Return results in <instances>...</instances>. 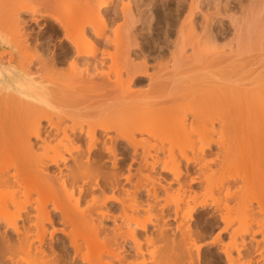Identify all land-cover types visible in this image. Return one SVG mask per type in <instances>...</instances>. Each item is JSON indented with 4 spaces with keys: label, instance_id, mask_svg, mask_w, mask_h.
Segmentation results:
<instances>
[{
    "label": "bare ground",
    "instance_id": "bare-ground-1",
    "mask_svg": "<svg viewBox=\"0 0 264 264\" xmlns=\"http://www.w3.org/2000/svg\"><path fill=\"white\" fill-rule=\"evenodd\" d=\"M155 1L0 0V264H197L205 233L189 221L209 209L224 226L208 243L223 232L231 238L219 244L226 264L264 263L253 246L264 239L263 218L253 217L264 208L232 191L239 180L208 203L182 179L211 191L209 154L224 168L240 148L257 166L241 182L264 183V0H178L152 38ZM42 21L48 37L32 32L30 22ZM195 126L201 144L190 135ZM143 132L162 144L138 139ZM173 146L191 149L194 160L183 164ZM159 169L172 174L181 197ZM143 242L160 243L146 249L162 255L142 260Z\"/></svg>",
    "mask_w": 264,
    "mask_h": 264
},
{
    "label": "rangeland",
    "instance_id": "rangeland-1",
    "mask_svg": "<svg viewBox=\"0 0 264 264\" xmlns=\"http://www.w3.org/2000/svg\"><path fill=\"white\" fill-rule=\"evenodd\" d=\"M118 1V2H117ZM120 1V2H119ZM123 1H126L127 2V0H123ZM156 1H158V2H156ZM155 2H156V5H151L150 6V10H149V14L148 15H150L152 18H151V24H152V27L154 26V28H153V31L151 32V30H150V32H151V36H152V38H158L159 37V35H157L156 33L159 31V30H156V29H158V28H160V26L157 24V21H158V19H159V17H160V15H165V14H169V11H170V7L169 6H172L173 7V9L175 8V6H176V2H178V0H156ZM163 1V2H162ZM116 2L117 3H120V4H116V5H118V7H119V5H121V0H116ZM125 2V3H126ZM129 2V1H128ZM134 2V1H133ZM132 3V2H131ZM164 4L166 5V6H164ZM116 5H113V7L114 6H116ZM168 5V6H167ZM117 7V6H116ZM117 7V8H118ZM167 7H169V9L167 8ZM171 7V8H172ZM165 9H167V10H165ZM152 11V12H151ZM167 11V13H164V12H166ZM155 13V14H154ZM156 13H158V14H156ZM28 16V15H27ZM27 16H26V18H27ZM156 16H158L157 17V19H156ZM29 17V16H28ZM29 19V18H28ZM158 25V26H157ZM160 25H162V24H160ZM30 26H31V29L33 30L32 32L35 34V35H45V37H48L49 35H51V25L49 24V23H47V22H44V21H42V23L40 22V25H37V24H35L34 22H30ZM162 27V26H161ZM154 31H156V32H154ZM40 33V34H39ZM43 33V34H42ZM110 33V32H109ZM159 33V32H158ZM155 35V36H154ZM52 40H51V48H52V46H53V48H55L53 51H55V50H57V52H59L58 50L59 49H57L58 48V46H56V45H59L60 44V42H59V39L57 38V37H53V38H51ZM55 39V40H54ZM58 40V41H57ZM140 40V39H139ZM59 42V43H58ZM151 62H155L154 60L153 61H151ZM66 66V65H65ZM176 120L174 119L173 121H171L170 120V122L172 123H174ZM147 125V124H146ZM154 124L152 123V125L151 126H153ZM151 126H149L150 128H149V130L151 129ZM148 126H146V129H148L147 128ZM144 130H145V128H144V126L142 127ZM195 129V131H197V127L195 126L194 127ZM162 130V129H161ZM156 131V130H155ZM152 132V131H151ZM158 132H159V129H158ZM168 132V131H167ZM166 132V133H167ZM156 133V132H155ZM161 133V132H160ZM174 133V132H173ZM181 133V132H180ZM194 133V134H193ZM198 133V131L195 133V132H192V134L190 133V135H191V137L192 138H194L193 140H194V142L196 143V144H199L200 142V140H199V135H196ZM139 134L140 133H138V134H136V135H138V139H142L143 140V138H145V137H147V139H148V141H149V138H150V141L152 142V144H154V142L156 141H154V137H153V134L151 133L150 135H149V133L148 134H146V132H143L142 134H140V136H139ZM146 134V135H145ZM162 134V133H161ZM164 134V133H163ZM163 134H162V136H163ZM172 134V133H171ZM176 134H177V131H176ZM179 134V133H178ZM185 134V133H184ZM141 135H142V137H141ZM145 135V136H144ZM157 135V134H156ZM155 135V136H156ZM190 135L188 136V135H186L187 137H189V138H191L190 137ZM194 135V136H193ZM144 136V137H143ZM165 136V135H164ZM170 136V135H169ZM169 136H168V140H169ZM179 136V135H178ZM247 136L248 137H250V138H252V139H254V137L256 136V132H255V130H253V128L251 129V130H249L248 132H247ZM161 137V135L159 136V138ZM171 137H173V136H171ZM185 137V136H184ZM196 137L198 138V140L196 139ZM152 138V139H151ZM158 138V135L156 136V139ZM165 138V137H164ZM178 138V137H177ZM214 138V140H215V138H217V136H214L213 137ZM147 139H145V141L147 140ZM163 138H161V139H159V140H162ZM167 139V138H166ZM174 139V138H173ZM185 139V138H184ZM156 141L155 142V144H157L158 143V145H159V142H161V141ZM181 140V139H180ZM179 140V141H180ZM188 140V138L186 139V141ZM150 141H149V143H150ZM154 141V142H153ZM163 141V140H162ZM170 141H172V140H169V141H166V143H165V141H164V143L168 146V147H170L171 145H173L174 143H172L171 144V142ZM177 141V140H176ZM182 141V140H181ZM192 141V140H191ZM196 141H198L199 143H197ZM170 144V145H168V143ZM184 142H185V140H184ZM183 142V143H184ZM190 141L188 140V142H187V145L186 146H188V143H189ZM193 142V141H192ZM191 142V143H192ZM163 143V144H164ZM178 142H176V144H177ZM190 143V144H191ZM205 143H206V141H205ZM162 144V142L160 143V145ZM180 143H178V145H179ZM186 144V143H185ZM201 144V143H200ZM163 146H165V145H163ZM166 146V147H167ZM185 146V145H184ZM174 147V146H173ZM175 147H176V145H175ZM174 147V148H175ZM180 147V146H179ZM182 147V146H181ZM171 148H172V146H171ZM173 148V151H176V152H174L176 155H180V156H178V157H180V159H181V161L183 162V164H185V159L186 158H190L191 160H194V152H192L191 151V149L190 150H187L186 149V147H183L184 148V150H185V153L182 151V148H181V154H180V151H179V149L178 148H175V149H177V150H175ZM190 148H191V146H190ZM182 153H184V154H182ZM242 149H240V148H237V149H235L233 152H232V154L228 157V161H230V164L229 165H226V167H224V168H219L220 167V165H219V163H221L222 161L220 160V159H216L217 157H216V154L215 153H212V154H209V156L207 157V160H209V161H212L211 163L213 164V170H215V175L213 176V179H212V185H211V183H210V187L212 188V190L210 191V190H205V191H207L206 193L203 191V188H200V186L199 185H196V184H191L190 182L188 183V181H189V176L188 175H185V176H183V180H184V177H185V180H187L188 179V181H187V184H190L191 186H192V189L193 190H197L198 191V189H200L199 190V192H202L201 194V197L203 196V193H204V198L202 197H200L199 198V200L201 199V200H208L207 202L208 203H210V202H215V200L216 201H221L222 200V198L225 196V193H226V191H228L226 188L227 187H223L222 188V186H227L226 185V183L229 181V180H232L233 178H236L237 180H239L238 182H240V183H237L235 186H230V187H232V191H235V190H241V193L240 192H238L239 194H241V196L243 197V200L242 201H251V203H253V204H251L250 202H249V204H251V206H253L254 205V207H256V208H254V210L256 211V210H259V208H261V207H263L264 208V203H262V202H259V201H263L264 202V183L260 180H257V179H255L256 181H259V182H256V181H254L253 179H254V175H253V173L254 172H256V170H257V166L255 165V163H254V160H255V157H256V155L252 152L251 153V155L248 157V158H243L242 157ZM160 168V167H159ZM159 172L161 173V175H160V178H162V180L165 178V181L163 180V183L164 184H168V182L169 183H171V182H173V177H172V174H170L169 172H167V171H165L164 172V170H162V169H159ZM163 172V173H162ZM159 173V174H160ZM194 174V173H193ZM192 174V175H193ZM248 176L249 177V175L252 177V175H253V179H252V184H253V181L254 182H256V184L254 185V186H249L248 188H246V186H248V184L246 185V183H242L241 181H243V180H241V177H243V176ZM188 176V177H187ZM257 177V176H256ZM251 179V178H250ZM167 180V181H166ZM172 180V181H171ZM248 183L250 182V180H246ZM244 182V181H243ZM172 186V189H173V191L171 192V193H173V192H175L173 195H175V194H177L176 193V190H177V187H178V185H177V183L176 182H173L172 184H171ZM177 185V186H176ZM229 185V184H228ZM169 186V185H168ZM190 186V187H191ZM219 187H221L219 190H218V188ZM210 189V188H209ZM163 192V193H162ZM161 193V197H162V195L164 194H166V193H164V191H162ZM170 193V194H171ZM239 194L237 195L238 197H240V198H242L241 196H239ZM172 195V194H171ZM169 195H167V197H168ZM177 196H178V194H177ZM163 197H165V196H163ZM171 197V196H170ZM173 197V196H172ZM174 197H176V196H174ZM173 197V198H174ZM179 197H181V196H178L177 198H179ZM237 197V198H238ZM163 199L165 200V201H167L166 200V198H162L161 200L162 201H160L162 204H164V202L165 201H163ZM168 199V198H167ZM172 200V199H171ZM173 200H175V199H173ZM178 200V199H177ZM199 200H197V201H195V203H197V202H200ZM238 200H240V199H235L234 201H230V202H232V205H235L234 203H236V201H238ZM169 202V201H168ZM246 202V203H247ZM231 204V203H230ZM238 204L239 203H236V208H237V206H238ZM257 204H258V206H257ZM170 205V206H169ZM168 206H167V208L169 209H171V207H172V210L174 209V207H175V205H174V203H172L171 204V202H170V204H169ZM184 205V204H183ZM186 205V204H185ZM189 205L191 206V205H195L194 204V201H190V203H189ZM189 205H186V207L185 208H189L188 206ZM174 206V207H173ZM261 206V207H260ZM262 208V209H263ZM211 210H213L214 211V209H209V211H208V213L206 212L207 210H201V212H199V213H196L195 214V217L194 218H192V219H190V225L192 226L193 225V228L195 227H198V229H199V231L200 232H203V234L205 233V236L204 235H202V233L200 234V235H202V237L201 238H199V240L197 241L198 242V244L199 243H202V250H201V258L199 259V260H196L197 262V264H205L204 262L206 261V260H208L210 257V259H211V262H208V263H210V264H218L217 262H220L219 264H226V261H225V258H224V256H223V254L220 252V250H221V245L222 244H224V245H226V244H229L230 242H231V238L229 239L228 237H230V235L229 236H227L228 234L227 233H225V232H223L222 234H221V241L223 240V243L221 242V241H219V242H217L216 244H211V243H208L209 241H211V240H213L216 236H215V234H216V232H217V230H218V232H220L219 231V229H218V226H220L219 228H220V230H221V226H224L223 224V222L220 220V218L219 217H216L217 218V220H218V222H220V223H217V222H215L214 223V221H217L216 219H215V217L213 216V214H214V212H212L211 213ZM239 210V209H238ZM235 211H236V209L231 213V215L233 216V217H236L235 215H237L238 214V212L235 214ZM260 211V212H259ZM259 211H257L256 212V214H255V216H253V217H257V218H259V220H261L262 221V219H261V217L263 218V223H264V213H262L263 212V210H262V212H261V209L259 210ZM157 212V216H156V218L157 217H159V215H161L160 214V212H159V210L158 211H156ZM206 212V213H205ZM151 213V212H150ZM155 212H153V214H154ZM145 214H147V213H145ZM204 214H207V215H203ZM212 214V215H211ZM148 215H150L149 213H148ZM151 215H152V213H151ZM156 215V214H155ZM155 215H152V216H155ZM199 215H202V217L201 216H199ZM209 215V216H208ZM211 215V216H210ZM239 215V214H238ZM242 215V214H241ZM241 215H239L240 217H243V216H241ZM208 216V217H207ZM145 217L146 216H144V217H142V219L140 218V220H144L145 219ZM148 217V216H147ZM146 217V218H147ZM212 217H214L213 219H212ZM151 218V217H150ZM159 218H161V216L159 217ZM166 218V217H165ZM181 217H179V219H180ZM202 218H204V219H202ZM208 218V219H207ZM152 219L153 220H155L156 221V219H155V217H152ZM158 219V218H157ZM162 219V218H161ZM161 219H158V220H160L159 222L161 223ZM179 219H177V220H179ZM205 219H207L208 221H209V223L207 222V220H205ZM212 219V220H211ZM157 220V221H158ZM198 220H200V221H198ZM203 222H202V221ZM258 220V219H257ZM154 221V222H155ZM156 221V222H157ZM170 222L171 221H175V220H169ZM192 221V222H191ZM213 221V222H212ZM261 221H260V224L262 225V223H261ZM169 222V223H170ZM178 222L179 221H176L174 224H178ZM197 222H199V223H201L202 224V226H200V228H199V225L200 224H198ZM211 222V223H210ZM110 223V222H109ZM112 223V222H111ZM110 223V224H111ZM158 223V222H157ZM160 223H158V224H160ZM172 223V222H171ZM196 223H197V226H194V225H196ZM236 223V222H235ZM239 222L237 221V223H236V225H234L235 227H237L239 230H242L241 228L243 227V225L241 226L240 225V223L238 224ZM174 224H171L172 226H174ZM209 224V225H208ZM216 224H218V225H216ZM237 224H238V226H240V227H238L237 226ZM153 225H154V228H156L158 225L156 224V223H153V224H151V225H149L150 227H151V229H150V227H149V233L148 234H150V233H154V231H156L155 229H152L153 228ZM155 225H156V227H155ZM204 225V226H203ZM205 225H206V227L208 228V226L209 227H212V228H206L205 227ZM210 225H212V226H210ZM215 226V228H214V226ZM233 226V227H234ZM258 226V225H257ZM255 227V229H258L259 228V226L258 227ZM262 226H264V224L262 225ZM205 227V228H204ZM232 226L230 227L231 229L233 228ZM234 227V228H235ZM202 228H204L203 230H202ZM223 228V227H222ZM233 228V229H234ZM262 228V227H261ZM173 229H175V226L173 227ZM197 229V230H198ZM211 229V230H210ZM231 229H229V230H231ZM152 232H151V231ZM206 232H205V231ZM2 231V230H1ZM0 231V232H1ZM261 232H263L264 233V228H262V231ZM176 233V235H179L178 233H179V231H176L175 232ZM263 233H261L262 234V236L264 237V234ZM218 234V233H217ZM261 234H260V232L257 234V236H256V238L257 239H259L258 237L259 236H261ZM212 236H215V237H212ZM144 237L145 236H143V237H141V238H143L144 239ZM177 237V236H176ZM179 237V236H178ZM223 237V238H222ZM241 237V236H240ZM239 237V235L237 236V239H236V241L238 240V242H239V239H240V241H241V238ZM251 238V234H247L246 235V240L248 239V240H250V238ZM263 237H261V238H263ZM260 238V239H261ZM142 239V240H143ZM202 239V240H201ZM145 240V239H144ZM143 240V241H144ZM229 241V242H227V241ZM262 240H264V239H262ZM262 240H260L259 241V243H254L253 242V246H255V244H256V246H257V251H264V248H262L261 246H262V243H263V246H264V242H262ZM146 241V240H145ZM225 241H226V244H225ZM207 242V243H206ZM237 242V243H238ZM146 243V242H145ZM145 243L143 242V246H144V248H143V254H140L139 256H140V258L139 259H141V255H143V257H142V260L144 259V260H148L149 259V261L151 260V256L153 257V255L152 254H156L158 251H159V246H157L156 244H160V243H155V244H153L152 246H154L155 245V247L157 246V250L158 251H156V250H154V249H151V250H154V251H152L153 253H151L150 255H149V249L147 250L146 248H151L152 246H150V245H148V247L145 245ZM204 243V244H203ZM221 243V245L219 246V244ZM149 244V243H148ZM209 244H211V245H209ZM258 244V245H257ZM162 245V244H161ZM204 245H206V246H204ZM217 245V246H216ZM260 245V247L262 248H259L258 246ZM150 246V247H149ZM204 246V247H203ZM155 247H153V248H155ZM207 247V248H206ZM209 247V248H208ZM213 247V248H212ZM222 247H223V245H222ZM220 248V249H219ZM144 249H146V250H144ZM162 249H163V246H162ZM160 250H161V248H160ZM207 250V251H206ZM209 250V251H208ZM147 253H146V252ZM156 251V252H155ZM194 251H196V250H194ZM206 251V252H205ZM234 252V254H235V256H237V254H236V250H233ZM203 252H204V254H203ZM209 252V253H208ZM221 254H220V253ZM145 253H146V255H147V258H145L146 256H145ZM159 253V252H158ZM162 253V251L159 253V254H161ZM205 253L207 254V255H205ZM212 253V256L210 255L209 256V254H211ZM216 253V254H215ZM159 254H157V255H159ZM203 254V255H202ZM213 254H214V257H213ZM263 254H264V252H263ZM148 255H149V257H148ZM156 255V256H157ZM162 255V254H161ZM195 258H196V252H195ZM259 254H257V255H254L255 256V258H256V260L259 258V257H261L260 255L258 256ZM205 256H207V258L205 257ZM220 256V257H219ZM155 257V256H154ZM161 257V256H160ZM209 257V258H208ZM219 257V258H218ZM223 257V258H222ZM246 258V259H248V256H243V257H241V259L242 258ZM157 258V260H158V258H159V256H157V257H155V259ZM244 258V259H245ZM154 259V258H153ZM154 259V260H155ZM164 259V258H163ZM163 259L161 260V262L163 261ZM202 259H204V260H202ZM206 259V260H205ZM209 259V260H210ZM215 259H216V261L217 262H215ZM223 259H224V262H223ZM136 260H137V258H136ZM208 260V261H209ZM243 260V259H242ZM258 260H260V258L258 259ZM138 261V260H137ZM159 261H160V259H159ZM159 261H158V264H159ZM200 261H202V262H200ZM213 261V262H212ZM241 261V260H240ZM244 261V260H243ZM148 264L151 262H148V261H146ZM154 262V261H153ZM161 262H160V264H161ZM166 262V260L165 261H163L162 263L164 264ZM169 262V261H168ZM172 262H173V260H172ZM175 262V261H174ZM174 262L173 263H171V264H174ZM207 262V261H206ZM156 263V262H155ZM154 263V264H155ZM139 264H141L140 262H139ZM151 264H152V262H151ZM165 264H167V263H165ZM169 264V263H168ZM175 264H179L178 262H176ZM207 264V263H206ZM262 264V263H261ZM264 264V263H263Z\"/></svg>",
    "mask_w": 264,
    "mask_h": 264
}]
</instances>
